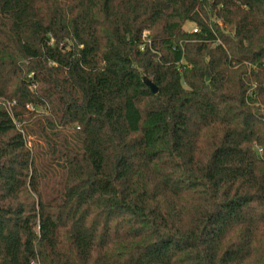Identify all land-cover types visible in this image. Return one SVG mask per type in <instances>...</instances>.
Segmentation results:
<instances>
[{"label":"trees","instance_id":"trees-1","mask_svg":"<svg viewBox=\"0 0 264 264\" xmlns=\"http://www.w3.org/2000/svg\"><path fill=\"white\" fill-rule=\"evenodd\" d=\"M0 264H264V0H0Z\"/></svg>","mask_w":264,"mask_h":264},{"label":"water","instance_id":"water-1","mask_svg":"<svg viewBox=\"0 0 264 264\" xmlns=\"http://www.w3.org/2000/svg\"><path fill=\"white\" fill-rule=\"evenodd\" d=\"M145 84L149 87L152 93L156 92V87L147 79H144Z\"/></svg>","mask_w":264,"mask_h":264},{"label":"rangeland","instance_id":"rangeland-1","mask_svg":"<svg viewBox=\"0 0 264 264\" xmlns=\"http://www.w3.org/2000/svg\"><path fill=\"white\" fill-rule=\"evenodd\" d=\"M184 28L186 30H192L194 28V26L192 24H190V23H187V24L184 25Z\"/></svg>","mask_w":264,"mask_h":264},{"label":"built area","instance_id":"built-area-1","mask_svg":"<svg viewBox=\"0 0 264 264\" xmlns=\"http://www.w3.org/2000/svg\"><path fill=\"white\" fill-rule=\"evenodd\" d=\"M192 31H193V32H195V31H196V29H195V28H193V29H192Z\"/></svg>","mask_w":264,"mask_h":264}]
</instances>
